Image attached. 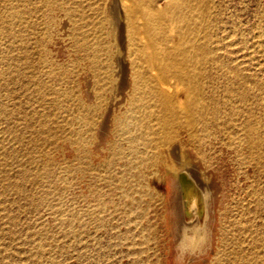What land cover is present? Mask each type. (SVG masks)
I'll return each mask as SVG.
<instances>
[{
    "label": "rangeland",
    "instance_id": "374dc122",
    "mask_svg": "<svg viewBox=\"0 0 264 264\" xmlns=\"http://www.w3.org/2000/svg\"><path fill=\"white\" fill-rule=\"evenodd\" d=\"M111 1L0 0V264H185L171 176L149 163L132 107L115 112L125 121L112 120L107 149L96 146L101 113L88 92L100 83L94 59L116 69ZM204 3L192 68L210 117L189 136L178 130L177 142L213 188L214 233L208 253L186 264H264V0ZM81 138L92 141L81 149Z\"/></svg>",
    "mask_w": 264,
    "mask_h": 264
},
{
    "label": "bare ground",
    "instance_id": "6f19581e",
    "mask_svg": "<svg viewBox=\"0 0 264 264\" xmlns=\"http://www.w3.org/2000/svg\"><path fill=\"white\" fill-rule=\"evenodd\" d=\"M158 1L160 0L111 1V7H109L110 11H108L112 19V38L115 40L114 47H112L115 48L114 50L116 51L114 54L116 58V61H114L116 69L112 76L109 73L108 65L105 64L106 59L104 62L101 58V64L97 59H92L93 62L91 67L93 72L95 71L97 73L99 79L95 78V80H98L100 83L97 88L89 89L90 91L88 90L89 95L94 96V104H91L92 108L91 106L88 108L91 109L92 112L96 111L98 114L99 112L101 113L100 116L98 115L100 119L97 123L99 124H96L97 128L95 127L96 136L92 134L96 137V140H94L99 149L106 141L107 136L115 131L112 126H116L112 125V120L115 119L119 122L120 120H124L123 116V119H121L115 112L121 110L124 105L130 108L132 107V112H134L135 115L131 120L135 122L133 124L136 125L139 129V133H141L136 135H139V139L142 138L140 140H144L143 146L150 149L148 152H151V155L148 153L150 155L149 163L162 165L171 176V198L168 203L173 221L172 238L176 259L180 260V262L184 261L186 264V262L199 260V258H203V256L208 253L207 251L212 244V234L214 233V231L212 233V223L214 222H212L214 214V210L212 209V205L214 204L213 188H211L212 186L208 184V182L201 178L197 166H190L185 162L183 154L178 146L179 143L177 142L178 130L182 129V131H186V135H188L187 132L191 135L195 128V123L198 120L207 119V116L210 117L206 111L207 101L202 97L203 86L200 85L198 77L192 68V60L194 58L192 56V50L194 47L191 42L193 38H197V36L203 32V25L199 19L205 16V0H166L165 3L161 5L157 4ZM123 7H126V12ZM196 9L199 12V17L198 20L192 21V13H194ZM102 50L106 53L105 48H102ZM195 50L199 58L204 60L205 47L203 43H199ZM104 55L105 54H103V56ZM201 60H198V62L201 63ZM113 71L114 70H112V72ZM240 75L242 74H239V76ZM89 78L91 77H88V79ZM109 80L113 83L111 85L113 89L109 90L112 91V96L110 98L107 96ZM89 95L88 97H90ZM91 99H93V97H91ZM102 105H105V108H101ZM232 112L230 113L232 114ZM126 114L121 113V115ZM87 116L89 115L87 114ZM127 116L126 118H128ZM89 117L93 118V116ZM85 118L87 117H84V119ZM87 120H85V122ZM93 120L96 119L94 118ZM135 125L133 126L134 128ZM128 126L130 125H127V127ZM130 127L132 130V126ZM198 127L200 128V126ZM247 128H249V126ZM115 129H117V127ZM120 131H123L122 128H120ZM119 132L118 134H120ZM124 132L126 133V131ZM85 133L86 132H84L83 135H85ZM120 136H122V134ZM129 137L127 139H129ZM114 138L120 140L118 139V135L116 137L113 136V139ZM192 138L195 139L194 136ZM77 139L79 140V138ZM132 139H130V141H132ZM86 140L81 138V146L78 145V147H83L81 149H84L86 148L85 146L92 141V139L89 142ZM77 141L76 143H78ZM133 145L135 146V144ZM136 145H138V143H136ZM104 149L107 148H103L102 151H104ZM134 149L136 148L134 147ZM120 150L121 148H119V151ZM112 151L113 150L110 152L112 153ZM116 151L119 152L118 149ZM129 151L130 154H132L133 151ZM120 152L123 151L121 150ZM127 154H129V152ZM136 157L137 156H133L135 161L138 158ZM142 159L145 160L143 157ZM142 162L143 161H140L137 164ZM146 168H148V166Z\"/></svg>",
    "mask_w": 264,
    "mask_h": 264
}]
</instances>
